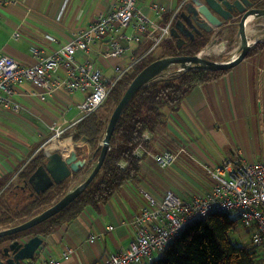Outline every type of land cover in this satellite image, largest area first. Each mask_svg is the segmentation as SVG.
<instances>
[{"label": "crops", "instance_id": "crops-1", "mask_svg": "<svg viewBox=\"0 0 264 264\" xmlns=\"http://www.w3.org/2000/svg\"><path fill=\"white\" fill-rule=\"evenodd\" d=\"M183 1L139 0L137 9L159 25L171 21L172 27L173 15ZM111 10L112 0H0V53L31 65L36 61L32 47L38 48L40 55L50 54L87 27L99 13ZM168 12H172V16L166 20L164 15ZM263 20L249 22L253 27L252 33L247 29L249 40L264 41ZM236 29L215 28L208 33L209 38L201 50L205 48L206 55L222 52L217 42H235ZM169 38H174L171 29ZM105 47L106 39L97 41L88 53L78 52L76 57L112 76L116 63L124 65L130 61L132 53L147 51L148 44L132 45V49L118 59L102 57L100 53ZM222 55H214L218 58L215 60L223 61ZM33 90L28 82L16 84L11 97L19 104V110L0 107V182L8 178L2 189L18 181L19 172L38 152L60 149L66 156L69 151L76 152L75 148L83 147L86 154L76 152L78 158H90L93 152L87 140L74 142L70 132L49 142L54 134L50 128L53 124L65 127L78 117L77 103L84 98V93L59 87L42 101ZM72 128L68 130L72 132ZM164 149L178 155L173 163L162 168L153 155ZM263 157L264 47L244 57L223 75L194 87L178 112L170 115L152 138L137 180L125 183L106 202L84 207L72 222L45 236V245L34 264L47 258H55L60 264H93L133 240L131 219L145 202L143 190L161 197L164 190L172 189L189 198L207 190L210 181L206 168L224 159L257 161ZM85 176L80 174L73 178L69 186ZM12 193L9 191L6 195ZM18 196L17 193L12 198ZM67 249H71V253L65 256Z\"/></svg>", "mask_w": 264, "mask_h": 264}, {"label": "built area", "instance_id": "built-area-1", "mask_svg": "<svg viewBox=\"0 0 264 264\" xmlns=\"http://www.w3.org/2000/svg\"><path fill=\"white\" fill-rule=\"evenodd\" d=\"M113 10L101 12L72 39L47 55H40L36 47L32 54L36 61L24 65L11 56L0 53V107L17 112L19 104L11 95L14 86L28 82L33 94L47 100L53 92L63 87L67 91H80L84 98L77 103L78 117L65 127L53 124L54 134L49 142L59 140L66 129L83 116L95 110L109 91L130 72L133 66L153 52L159 43L169 38L171 21L164 25L148 20L137 9L139 0H112ZM264 24V20L262 21ZM130 29L129 31H126ZM106 39V47L100 53L106 59H118L132 45L148 44L141 53H132L130 61L114 65L112 76L100 68L77 59V53H88L92 46ZM178 66V65H177ZM182 69L178 66V70ZM148 138L147 135H145ZM142 147L136 149L139 155ZM177 153L164 149L153 155L162 168L173 163ZM209 186L203 193L185 198L172 189L156 197L143 190L144 204L131 219L134 238L117 252L102 256L93 264H147L154 252L164 251L169 243L190 223L205 218L213 212L235 214L251 233L250 241L264 253V157L259 161L222 160L206 168ZM111 228V226H109ZM71 249L64 251V255ZM40 264H60L55 258L44 259Z\"/></svg>", "mask_w": 264, "mask_h": 264}, {"label": "trees", "instance_id": "trees-1", "mask_svg": "<svg viewBox=\"0 0 264 264\" xmlns=\"http://www.w3.org/2000/svg\"><path fill=\"white\" fill-rule=\"evenodd\" d=\"M259 5L264 7V0ZM171 16L172 12H168L164 19L168 20ZM208 38L209 34L205 33L182 44L181 47H177L174 38L162 40L153 52L136 63L109 91L103 103L77 121L73 130L71 129L72 132L68 130L70 127L62 136H67L70 132L74 142L85 137L93 151L90 157L95 151L93 160H96L111 111L134 76L155 59L178 54L191 55L200 51ZM263 47L264 41H257L245 57L259 52ZM227 70L197 67L178 70L177 65H171L162 75L144 84L123 109L110 138L103 163L85 189L60 211L16 236H48L61 225L72 222L84 207H96L97 204L109 200L125 183L136 181L140 175L141 162L146 157L156 132L170 115L178 112L185 97L194 87L205 85ZM139 146L142 151L138 155L136 149ZM75 150L78 154H86L83 147H77ZM44 161V154L38 152L19 172L16 183L2 189L8 178L0 182V227L13 226L34 216L69 190L65 181L51 186L43 193L33 192L28 177ZM91 168L90 164L81 168L75 178ZM9 191H13L12 195H6ZM17 193L19 196L12 198ZM238 222L239 218L235 214L210 213L185 227L167 248L160 252V256L153 258L148 264H264V253L251 241L239 244L229 237ZM8 238L10 237L0 239V243ZM36 257L37 255L23 264H34Z\"/></svg>", "mask_w": 264, "mask_h": 264}, {"label": "water", "instance_id": "water-1", "mask_svg": "<svg viewBox=\"0 0 264 264\" xmlns=\"http://www.w3.org/2000/svg\"><path fill=\"white\" fill-rule=\"evenodd\" d=\"M253 1L256 0H184L182 2L179 7V19L171 27V34L177 47H181L185 42L181 35L192 40L195 35H201L203 31L209 33L215 28L229 25L233 19L238 18L235 23L237 26L236 35L240 40L238 53L223 61L204 57L202 50L191 55L178 54L151 61L129 82L118 103L112 109L96 160H93L95 151L90 158H78L74 150L69 151L66 156H63L60 149L43 152L45 161L28 177V183L36 194L43 193L51 186L59 185L65 181L69 185L70 180L75 178L81 168L89 164L92 168L86 171V176L81 182L74 185L39 213L16 225L0 227V239L10 237L0 243V264H23L24 261L32 260L44 247V237L41 235H16L57 213L85 189L103 163L109 149L110 138L123 109L144 84L162 75L163 71L171 65H178L183 70L193 67L227 70L244 59L250 48L258 41L257 39L249 40L247 25L253 19L264 16V7H254L256 2L253 3ZM82 140H86V138L83 137Z\"/></svg>", "mask_w": 264, "mask_h": 264}, {"label": "rangeland", "instance_id": "rangeland-1", "mask_svg": "<svg viewBox=\"0 0 264 264\" xmlns=\"http://www.w3.org/2000/svg\"><path fill=\"white\" fill-rule=\"evenodd\" d=\"M262 18H264V17H260V19H262ZM257 19H253L252 20V22L254 23V21H256ZM252 22H251V24H252ZM253 26H254V24H253ZM247 29L249 30V31H251V33H252V29H253V27H252V25H249L248 24V27H247ZM236 31H237V29H236ZM259 32H260V29H259V31L257 32V34H259ZM235 42H233V43H231V44H225L224 42H217V44H220V46H222V52H220V53H212V54H210V53H208V55H210L211 57H208V55H206V52H205V48L202 50L203 51V56L204 57H207V58H210V59H213V60H215V59H218L216 56H214V55H217V54H223L222 56H224L222 59H224V60H227V59H229V58H231V57H233V56H235L237 53H238V48H239V45H240V40H239V37L236 35V33H235ZM63 118H67V117H63ZM62 137V136H61ZM60 137V138H61ZM236 151V150H235ZM253 151L255 152V150L253 149ZM259 154H261V152L260 153H258V156H259ZM224 160H227V159H224ZM233 161V160H232ZM240 161H243V160H240ZM245 161V160H244ZM257 161H259V160H257ZM221 162V161H220ZM246 162H254V161H246ZM205 171H206V169H205ZM206 173H207V171H206ZM207 176H208V174H207ZM81 182V181H80ZM74 185H77V184H72L71 186H69V188L68 189H70V188H72ZM229 237L233 240V241H235V242H237V243H239V244H242V243H246V242H249L250 241V237H251V233L248 231V229L245 227V226H243V224L239 221L238 223H237V225H236V227L231 231V233H230V235H229ZM160 254L161 253H159V252H154L153 253V256H154V258H157L158 256H160ZM149 262H147V264H148Z\"/></svg>", "mask_w": 264, "mask_h": 264}, {"label": "flooded vegetation", "instance_id": "flooded-vegetation-1", "mask_svg": "<svg viewBox=\"0 0 264 264\" xmlns=\"http://www.w3.org/2000/svg\"><path fill=\"white\" fill-rule=\"evenodd\" d=\"M261 1L262 0H256V1H253V3H255L254 4V7H257V8H262V7H260V3H261ZM179 10H180V8L174 13V15H173V19H174V21H173V24L175 23V21L177 20V19H179ZM181 17V16H180ZM258 19H260V18H258ZM257 19V20H258ZM237 20H238V18H235V19H233L232 20V22H230V24L229 25H225V26H223L224 27V29H230V27H237L236 25H235V23L237 22ZM206 32H204L203 31V33L201 34V35H195V37L194 38H196V37H198V36H202V35H204ZM181 37H183L184 39H185V42L184 43H186V42H188L190 39L188 38V37H185V36H182L181 35ZM193 38V39H194ZM192 39V40H193ZM183 43V44H184Z\"/></svg>", "mask_w": 264, "mask_h": 264}, {"label": "bare ground", "instance_id": "bare-ground-1", "mask_svg": "<svg viewBox=\"0 0 264 264\" xmlns=\"http://www.w3.org/2000/svg\"><path fill=\"white\" fill-rule=\"evenodd\" d=\"M63 144V143H62Z\"/></svg>", "mask_w": 264, "mask_h": 264}]
</instances>
